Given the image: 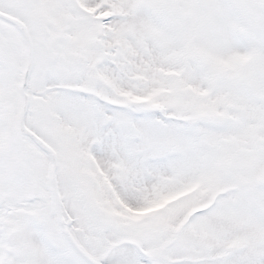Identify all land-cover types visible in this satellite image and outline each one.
Masks as SVG:
<instances>
[{"label": "snow or ice", "instance_id": "obj_1", "mask_svg": "<svg viewBox=\"0 0 264 264\" xmlns=\"http://www.w3.org/2000/svg\"><path fill=\"white\" fill-rule=\"evenodd\" d=\"M0 264H264V0H0Z\"/></svg>", "mask_w": 264, "mask_h": 264}]
</instances>
